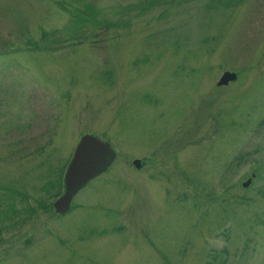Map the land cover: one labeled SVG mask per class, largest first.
Wrapping results in <instances>:
<instances>
[{"label": "rangeland", "instance_id": "1", "mask_svg": "<svg viewBox=\"0 0 264 264\" xmlns=\"http://www.w3.org/2000/svg\"><path fill=\"white\" fill-rule=\"evenodd\" d=\"M0 264H264V0H0Z\"/></svg>", "mask_w": 264, "mask_h": 264}, {"label": "water", "instance_id": "2", "mask_svg": "<svg viewBox=\"0 0 264 264\" xmlns=\"http://www.w3.org/2000/svg\"><path fill=\"white\" fill-rule=\"evenodd\" d=\"M236 75L224 71L217 86H225L235 80ZM68 166L63 173V192L52 203V208L56 214H64L69 211L70 202L73 195L78 192L90 179L106 171L115 157V152L108 144L98 142L92 136H83L78 140ZM136 164L137 162H133ZM249 180L242 184L243 187L249 184Z\"/></svg>", "mask_w": 264, "mask_h": 264}]
</instances>
